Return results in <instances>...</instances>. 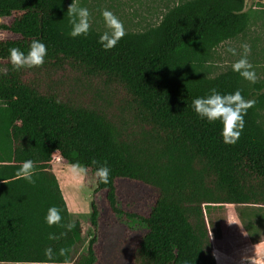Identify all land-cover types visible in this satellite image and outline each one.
Returning <instances> with one entry per match:
<instances>
[{"label":"trees","instance_id":"obj_1","mask_svg":"<svg viewBox=\"0 0 264 264\" xmlns=\"http://www.w3.org/2000/svg\"><path fill=\"white\" fill-rule=\"evenodd\" d=\"M246 1L180 0L105 51V31L68 34L67 0H0V264H216L208 214L224 205L236 206L252 243L263 240L264 86L231 66L211 75L216 48L264 22V4ZM34 39L46 45L44 64L13 69L8 50L26 53ZM212 88L254 101L234 144L223 142L219 120L192 108ZM54 153L95 177L84 252ZM26 160L31 183L17 176ZM105 162L107 184L95 175ZM120 182L131 186L127 199L145 193V212L124 199ZM52 206L61 225L45 223Z\"/></svg>","mask_w":264,"mask_h":264},{"label":"rangeland","instance_id":"obj_2","mask_svg":"<svg viewBox=\"0 0 264 264\" xmlns=\"http://www.w3.org/2000/svg\"><path fill=\"white\" fill-rule=\"evenodd\" d=\"M72 0H67L68 5ZM180 2V0H77L81 7H86L90 13V26L100 31H108L105 27L101 12L103 10L111 11L123 24L125 32L141 31L146 27L155 25L159 22L163 12L167 8ZM2 33L0 32V38ZM246 43L250 51L247 54L249 63L252 64L256 73V83L264 86V29L260 30L256 24L250 28L245 38H237L220 44L215 51L214 66L211 70V75H215L231 66L233 62L240 59L243 49L241 44ZM227 47H234L237 54L233 56L226 51ZM264 89V87H263ZM262 119L264 120V111H261ZM52 157L54 162L63 160L58 155ZM66 169L64 173L68 178V187L75 207L72 211L71 220H79L82 227V244L80 251L84 252L89 241V231L87 220L90 214V202L95 189V177L89 172H73L72 166L64 160ZM120 194L124 195V199L129 202H134L141 213L145 212L147 207V199L145 193L136 192L134 199H127L125 188L131 189L128 183H119ZM69 201V200H68ZM103 201V193L98 192L95 195V202L101 209ZM70 203V202H69ZM210 227V235L213 248H217L224 253L223 260L219 264H264V237L262 242L257 246L250 247L247 244L246 234L243 233V228L237 218L236 206L224 205L216 207L208 214ZM102 227H100V230ZM245 232V231H244ZM248 237V236H247ZM128 237L125 243L130 241ZM101 240L97 242L100 247ZM216 250V249H213ZM218 251V250H217ZM219 251V252H220ZM124 256L122 261H125Z\"/></svg>","mask_w":264,"mask_h":264},{"label":"clouds","instance_id":"obj_3","mask_svg":"<svg viewBox=\"0 0 264 264\" xmlns=\"http://www.w3.org/2000/svg\"><path fill=\"white\" fill-rule=\"evenodd\" d=\"M67 16L70 25L68 34L71 37L88 35L90 30V13L86 7H81L78 5L77 0H72L67 9ZM101 16L108 31L99 36L98 43L107 51L115 47L120 39L126 35V32L122 22L111 11L103 10ZM240 47L243 49L241 57L231 64V69L248 82L256 83L255 70L247 59L250 48L246 43L241 44ZM8 51L9 61L15 70L39 67L44 64L47 54L46 45L42 41L35 39L31 41L26 53L16 47L10 48ZM226 51L233 56L237 54L234 47H227ZM253 103L254 101L252 100H245L239 89L233 93L221 94L215 88H212L209 90L208 95L195 98L192 101V108L201 119H206L209 122L219 120L223 125L220 132L223 142L225 144H234L244 128L243 116L246 114L247 109L252 107ZM92 163L97 164L98 162L93 160ZM33 167V162L26 160L20 166L17 176L30 183L33 182ZM72 171L83 173L86 171V167L77 162L72 165ZM109 173L110 168L105 162L96 168L95 175L100 183L107 184L109 182ZM44 220L49 226L53 224L61 225L62 217L60 210L55 206L49 207ZM62 226L71 230L74 225L70 222ZM49 238L58 239V237L51 234ZM64 252V249H60L61 255ZM44 255L51 260L53 256L52 249L50 247L46 248Z\"/></svg>","mask_w":264,"mask_h":264},{"label":"crops","instance_id":"obj_4","mask_svg":"<svg viewBox=\"0 0 264 264\" xmlns=\"http://www.w3.org/2000/svg\"><path fill=\"white\" fill-rule=\"evenodd\" d=\"M258 3L264 4V0H247L246 3H245V6H246V8L251 7L253 9L257 10V9H259V7L257 6ZM254 25H252V27ZM256 26L259 27L260 30H263L264 29V22L261 23L260 25L256 24ZM54 154H56V156L58 155V153H54ZM54 154H53V157L55 156ZM50 165H51L52 171L54 172V174L56 176V179H57V182H58V185H59V189H60L61 194L63 196V199L65 201L66 207L68 209L69 217L71 219L72 211H75L76 209H75V207L72 204V200H71V196H70V192H69V187H68V178H67L66 174L64 173V170L66 169V166L64 164V159L62 161L61 160H58V161L56 160L55 162H54V160H51ZM243 233L246 234L244 232V230H243ZM245 236H246L247 243H248L247 245L250 246V247L257 246L260 242H262V241H260V242H257V243H252L248 239L247 235H245ZM213 249H217V248H213ZM217 250L220 251L219 249H217ZM220 252L222 253V251H220ZM222 254H223L224 258L227 257V256L224 255V253H222Z\"/></svg>","mask_w":264,"mask_h":264},{"label":"bare ground","instance_id":"obj_5","mask_svg":"<svg viewBox=\"0 0 264 264\" xmlns=\"http://www.w3.org/2000/svg\"><path fill=\"white\" fill-rule=\"evenodd\" d=\"M213 255L215 257V261L217 264H219L220 260H223V254L217 250H213Z\"/></svg>","mask_w":264,"mask_h":264}]
</instances>
